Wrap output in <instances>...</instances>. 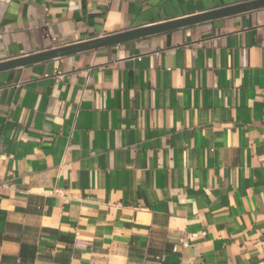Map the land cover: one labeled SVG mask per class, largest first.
Wrapping results in <instances>:
<instances>
[{
  "label": "crops",
  "instance_id": "crops-1",
  "mask_svg": "<svg viewBox=\"0 0 264 264\" xmlns=\"http://www.w3.org/2000/svg\"><path fill=\"white\" fill-rule=\"evenodd\" d=\"M243 1L0 0V62ZM0 264H264V8L0 71Z\"/></svg>",
  "mask_w": 264,
  "mask_h": 264
},
{
  "label": "water",
  "instance_id": "water-1",
  "mask_svg": "<svg viewBox=\"0 0 264 264\" xmlns=\"http://www.w3.org/2000/svg\"><path fill=\"white\" fill-rule=\"evenodd\" d=\"M264 8V0H246L230 6L208 10L197 14L171 19L165 22L135 27L121 32L106 34L101 37L71 43L61 47L50 48L41 52L31 53L18 58L0 62V71L49 60L81 51L119 44L132 39L147 37L158 33L174 30L180 27L245 13Z\"/></svg>",
  "mask_w": 264,
  "mask_h": 264
},
{
  "label": "built area",
  "instance_id": "built-area-1",
  "mask_svg": "<svg viewBox=\"0 0 264 264\" xmlns=\"http://www.w3.org/2000/svg\"><path fill=\"white\" fill-rule=\"evenodd\" d=\"M182 243H184V244H185V242H182Z\"/></svg>",
  "mask_w": 264,
  "mask_h": 264
}]
</instances>
